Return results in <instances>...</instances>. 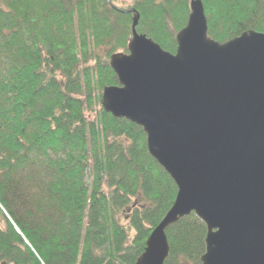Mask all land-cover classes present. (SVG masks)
<instances>
[{
  "label": "trees",
  "instance_id": "1",
  "mask_svg": "<svg viewBox=\"0 0 264 264\" xmlns=\"http://www.w3.org/2000/svg\"><path fill=\"white\" fill-rule=\"evenodd\" d=\"M0 0V264H136L176 186L142 129L103 110L111 55L136 31L174 53L191 0ZM208 37L264 33V0H202ZM164 264H201L194 214Z\"/></svg>",
  "mask_w": 264,
  "mask_h": 264
},
{
  "label": "water",
  "instance_id": "2",
  "mask_svg": "<svg viewBox=\"0 0 264 264\" xmlns=\"http://www.w3.org/2000/svg\"><path fill=\"white\" fill-rule=\"evenodd\" d=\"M109 66L118 85L101 105L140 127L149 156L176 186L136 264H164L166 229L194 214L206 228L201 264H264V33L208 37L202 0L169 53L136 31Z\"/></svg>",
  "mask_w": 264,
  "mask_h": 264
},
{
  "label": "rangeland",
  "instance_id": "3",
  "mask_svg": "<svg viewBox=\"0 0 264 264\" xmlns=\"http://www.w3.org/2000/svg\"><path fill=\"white\" fill-rule=\"evenodd\" d=\"M113 4L120 9H125L130 5V0H116Z\"/></svg>",
  "mask_w": 264,
  "mask_h": 264
}]
</instances>
